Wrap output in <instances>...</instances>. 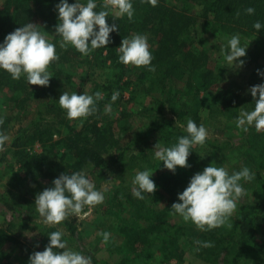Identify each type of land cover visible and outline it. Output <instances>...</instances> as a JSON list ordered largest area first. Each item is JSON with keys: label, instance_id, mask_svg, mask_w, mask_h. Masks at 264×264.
<instances>
[{"label": "trees", "instance_id": "1", "mask_svg": "<svg viewBox=\"0 0 264 264\" xmlns=\"http://www.w3.org/2000/svg\"><path fill=\"white\" fill-rule=\"evenodd\" d=\"M1 1L0 42H3L7 34L24 24L29 22L37 24L40 30H45L55 37V41L53 38L52 40L56 44L59 60L54 62L53 67L58 65L57 63L64 65L71 62V66L74 65L77 71H81V61L84 59L92 61L103 55L104 62L110 61L113 68L124 67L118 59V47L123 38L137 33L148 37L150 51L154 58L152 64L155 71H148L147 68L142 67L143 70L139 74L135 73L133 83L126 80L118 86V81L113 80L116 86H113L110 81L106 86H102L106 92L110 90L112 92H107L105 98L98 102L97 118L92 116L78 125L67 119L66 112H61L57 106L55 98L61 88L53 81V78L50 79L51 85L48 87L30 86L25 78L13 80L10 74L0 70V97L4 98L6 104L4 108L0 107V118L4 120L0 129L9 135L15 123L18 125L6 150L0 152L1 160L10 155L18 168L21 180L32 185L30 192L35 197L51 187L52 181L63 173L83 172L97 186L107 177L119 178L121 171L128 170L139 155H144L149 139L157 133L167 131L165 134L169 137L168 141L172 139V143L175 144L177 137L186 133L177 127L175 120L165 117L166 111L176 117L188 116L196 123H200L198 108L193 106L190 98L187 99L190 101L187 106L185 104L187 101L181 103V91L178 89V84L185 79L189 90L191 89L194 93H199L201 90L213 92L217 87L219 75L209 66L208 50L197 48L198 43L195 41H188L195 32L197 23L212 24L232 34L251 36L264 45V29L256 33L252 27L257 20L264 23V0H158L155 7L144 0H134V19L129 21L126 16L117 18L110 13L107 23L109 25L115 23L118 31L110 33L112 42L107 45V48L93 51L88 58L71 46L66 48L59 46L57 41L60 37L55 33V25L58 23L55 6L59 0ZM74 2L75 0H69V3ZM97 3V11H99V5L103 3V0H97ZM191 6L199 8L191 10ZM248 7L255 8L254 15L245 13ZM153 74L158 75L156 83L158 94L156 98L154 97L155 100L152 98L151 102H148L149 107L142 106L138 113L144 114L141 118L149 124L143 131L135 130L132 138L121 144L120 136L117 137L116 133L122 125L131 129L127 121L129 112L121 109L118 116L110 119L109 115L103 113L104 108L101 104L111 101L115 90L120 93V97L114 103L131 104L145 83L143 77L147 76L148 79ZM122 75L123 73L119 74V76ZM191 78H194V84L193 81H189L190 84H188V79ZM82 86L83 84L77 88L80 89ZM128 87H130V96L128 100H125L122 91L124 92ZM213 97L217 108L230 117L236 118L240 109L254 108V105L251 106L253 101L244 99L241 106L239 101L231 99L226 92H214ZM34 102H38L36 118L25 123ZM6 109L10 112L7 113ZM44 115H47V119L43 121ZM57 115L60 116L57 117ZM98 117L103 122L99 123ZM41 121L44 124L37 126ZM48 125L55 127L48 130ZM236 134L225 138L212 136L203 145L206 147L207 159L203 161L198 155H190L188 158L190 167H177L175 174L164 168L162 164L160 166L163 169L162 172H159L154 179L157 185V191L154 194L160 191L165 196L163 207L156 205L147 207L139 199L128 197L126 202L129 206L135 207L136 214L140 213L135 220L138 221L140 218L146 221L147 226L141 228L138 222L134 220L130 222V219L122 218L127 215L119 216L117 223L120 222L123 225L129 221L130 224L126 226L129 228L132 227L131 224L134 226V230L125 234V237H128L126 241L129 242L130 237H133L132 243L136 245L159 241L162 243V253L169 259L177 260L191 249L198 253L195 255L209 257L214 264H242L240 253L233 251L236 243L241 250L245 249L249 252L250 249L251 251L255 249L254 251L262 252L258 250V245L261 244L260 248L264 247V131L257 132L254 127H251L247 132L242 129ZM34 144L39 146L40 151L33 149ZM136 150L138 153H135ZM232 153L236 154L234 166L230 164ZM204 162L227 166L230 172L248 167L255 173L253 181L241 182L245 189L253 192V199L239 204L235 220L229 230L223 225L212 231L203 232L190 221L186 222L180 218L177 222L173 219L172 204L179 202L178 193L187 187L190 178L209 165H205ZM121 189L116 187L113 195L120 194ZM26 198L28 197L22 194L19 201L14 200V197L4 198L0 195V217L6 225L0 226V264H28L31 252L33 254L40 251V248L30 251L10 228L17 221L28 224L40 218L34 204L35 200L32 198L33 201L29 202ZM106 202L108 203L107 200ZM145 208L148 209L143 214ZM133 213L130 215L132 216ZM63 223L68 235L75 240L79 251L84 252L83 239L76 226L68 220ZM148 236H150L149 241ZM197 241L201 243L198 244ZM203 242H212L213 247H203ZM87 255L91 257L92 264H109L97 260L90 253Z\"/></svg>", "mask_w": 264, "mask_h": 264}, {"label": "clouds", "instance_id": "2", "mask_svg": "<svg viewBox=\"0 0 264 264\" xmlns=\"http://www.w3.org/2000/svg\"><path fill=\"white\" fill-rule=\"evenodd\" d=\"M152 7L158 0H144ZM97 11V0H59L55 6L58 23L55 25L56 36L60 37L61 48L73 47L82 56H89L93 51L107 48L112 41L110 33L118 31V26L109 25L107 18L114 12L115 17H127L132 21L135 16L134 0H103ZM255 8L245 9L247 15H254ZM239 14V13H238ZM252 27L258 33L264 29V23L257 20ZM241 45L239 34H233L227 44L222 47L221 54L229 68L242 69L246 57V49ZM119 62L124 65L145 67L155 71L154 59L148 37L134 34L123 38L118 47ZM59 60L56 44L50 35L42 33L37 24L27 23L7 34L0 42V70L10 74L13 80L22 77L32 86L48 87L53 77L49 71L52 63ZM264 78V72L257 70ZM253 97L254 108L242 110L236 117V126L247 132L254 127L257 132L264 131V83L252 86L248 90ZM120 97L114 91L111 102L104 108L106 114H111L112 104ZM103 99L101 92L94 94H77L64 91L59 97L60 107L65 110L69 120H83L94 115L98 102ZM4 120L0 118V125ZM186 135L177 137V142L171 147L157 143L153 150L154 158L163 162L164 168L176 173L177 167L189 168L188 158L195 145L203 146L209 138V132L203 124L188 119L186 126L180 125ZM10 141L9 135L0 129V152L6 150ZM138 153V152H137ZM203 159V158H201ZM153 172L147 169L137 171L132 179V196L144 200L157 191V185L152 179ZM255 179L248 167L230 172L227 166L210 163L201 172L195 173L187 187L178 193V201L171 206L174 214L184 221L192 222L198 230L209 232L220 228L237 209L238 202L247 193L243 182ZM105 196L97 190L95 184L83 172L63 173L52 181V186L38 193L35 198L36 211L44 224L61 225L70 217L83 220L92 214L93 209L104 203ZM104 242L110 238V233H102ZM49 243L45 249L34 252L29 257L28 264H92L90 256L83 251L69 248L63 239L64 232L60 229L48 234ZM196 243L200 244V241ZM203 247H213L212 242H203Z\"/></svg>", "mask_w": 264, "mask_h": 264}, {"label": "rangeland", "instance_id": "3", "mask_svg": "<svg viewBox=\"0 0 264 264\" xmlns=\"http://www.w3.org/2000/svg\"><path fill=\"white\" fill-rule=\"evenodd\" d=\"M1 4L2 1L0 0V6ZM194 8L197 9L199 7L191 6V10ZM112 14L115 15L114 12H112ZM40 31L42 33H45L46 35H50L51 40L52 38L54 40L55 37H53V35L49 34L47 31ZM232 35L233 34L231 32L221 30V28L212 26V24L205 25L204 23H197L195 32H193L191 38L188 41H195V43H198L196 44L197 48H205L206 50H208L209 66L214 69L219 75L216 82L217 87L213 92L201 90L199 93H194L191 89L189 90L186 79L182 80V83L178 84V89H180L181 91L180 96H182L181 103L187 101L185 102L187 106L191 101L193 106L198 108V116L200 117L201 121L199 124H197H203L205 126V128L209 132V138H211L212 136H221V138L235 136L237 135L236 133H240L242 131V128H238L236 126V118H234V116L230 117L228 116V114H225V112L217 108L216 104L213 102L214 92H226L231 96V99L239 101L242 106V101L244 99H249V101L251 102L253 101V97L248 90L252 86L264 83V78H262L257 73V70L264 72V45L258 42L254 37H248L239 34L241 38V45L245 47L248 46V48L246 49V57L241 58L245 61V63L243 68L239 70L229 68L224 61L223 55L221 54V49L227 44V40ZM53 40L52 42L55 41ZM59 41L60 39L57 42ZM103 59L104 55L100 58L96 57L92 61L84 59L80 63L81 71H77L76 66H71V62L65 63L64 65L57 63L58 65H55V67H53L54 63L50 65L49 71L53 75V81H55V83L58 84V86L61 88L60 91H58V89L56 88V91L58 92L55 98L56 104L60 108L61 112H65V110L60 107L58 99L64 91H67L70 94L73 92H77L78 95L83 94V92L87 94H94L95 92L99 91L102 93L103 98H105L107 92H112L111 90L106 92V90L102 87L106 86L108 84V81H110L113 86H116V83H114L113 80L118 81V86L122 85V82L126 80H130L133 83L135 73L139 74L143 70L142 67L137 68L132 65L124 64V67L113 68L110 61L104 62ZM59 72L60 74L58 75ZM121 73H123V75L119 76V74ZM116 76L119 77L114 78ZM143 80H145V83L142 82L144 83V85L141 86V89H139L136 94V99L131 102V104H124L123 102H120V104L113 103L111 114H106L103 111L104 114L110 116V119L118 116L121 109H126L129 112V118L127 119V121L128 123H130L129 126H131V129L129 130L128 127L122 125L121 129L116 133L117 137L120 136L119 140L121 141V144L122 142L126 143L127 141H129L132 138L133 132L135 130L143 131L149 124L148 122H146V120H142L141 117H143L144 114L138 113H140L142 106L149 107L148 102H151V99L157 96L158 88L156 83L158 82V75H150L148 79L147 76H144ZM189 81H193V84L195 82L194 78L188 79V84H190ZM82 84V88H77V86ZM50 85L51 83H49V86ZM99 86L101 87L99 88ZM129 89L130 87L125 89L124 92L122 91V95L124 96L125 100H128L130 96ZM59 92H62V94H59ZM209 93H212L213 95H210ZM155 98L153 100H155ZM188 98H190V101L187 100ZM110 102L111 101H106L101 104L102 108H105V106ZM37 103L38 102H34L31 105L25 123H28L32 118H36L35 114L38 112V110L36 109ZM5 105L6 104L4 98L0 97L1 109L4 108ZM253 105L254 104L252 103L251 106ZM175 110H177L176 112H179L178 109ZM242 110L250 111L251 108L240 109V111ZM6 112L9 113L10 111L6 109ZM97 115L98 111H96V113L92 116H94V118L96 119ZM58 116L60 115H57V117ZM92 116L88 117L87 119L91 118ZM165 117L175 120L177 127L180 129H182L180 125L186 126V121L190 119L188 116L176 117L170 114L168 111L165 112ZM45 118L47 119V115H44L42 117L43 121L46 120ZM83 120L77 119L71 121L75 122V124L78 125L80 124V122H83ZM43 121H41V123H39L37 126H42V124H44ZM98 121L99 123L100 121L103 122L102 119ZM48 126V130H52V128L55 127L51 125ZM17 129L18 125L17 123H15L13 129L9 132L10 138L14 136V133ZM57 130H60V128H57ZM165 133H167V131L157 133L149 139V145L146 148V152H144V155H139L138 157L136 156L137 158L134 160L133 165H131L128 170L121 171L122 173H120V179L115 176L107 177L99 184V186L95 184L97 190L104 193L105 200L104 203L97 205L93 209L90 216L83 220H78L77 217H70L69 219H67L76 226L80 236L82 237L85 254L90 253L97 260L105 261L109 264H214L212 262L213 260L209 257H200L199 255H195L198 253L192 251L191 249L190 251H186L183 257L179 260L169 259L162 253V243L159 241L150 242V236L147 237L149 242L145 244L139 243L136 245L132 243L133 237H130L129 242L126 241V239L128 240V237H125V234L132 229L134 230V226L132 224V227L130 228L126 226L130 224L132 220H134V222L136 223L138 222L137 224H139L141 228L147 226L146 221L140 218L138 221L135 220L137 219L136 216H139L140 213L136 214L135 207H133L132 205L129 206V204L126 202L128 197L129 199L131 197L138 200L137 198L132 196V179L134 178L137 171L147 169L153 172L152 179L154 181L158 173L162 172L163 169H161L160 166L163 163L154 158L153 150L157 143H160L161 145L166 147H171L172 145H174L172 143V139H169L168 141L169 137ZM33 149L40 151V148L37 144H34ZM192 151L193 152L190 155H198L200 158H203V161L207 159V151L205 146L195 145L192 148ZM135 153H137V150L135 151ZM230 160V164L234 166V163L236 162L235 153H232ZM204 163L205 165L209 164L208 162ZM17 169L18 168L13 159L10 158V155H7L3 160H1L0 156V195L4 196V198L14 197V200H19V197L23 194L28 197L26 199L31 202L33 201L32 198L34 200L36 198L35 196H32L30 192L32 189V185L30 186L21 180L22 178ZM89 179L91 180L90 177ZM116 187H120L122 189L120 194L118 193L114 196L113 193ZM245 190L247 195L238 202L237 209L241 202L253 199V192L251 193L248 189ZM149 195L150 197H146V199L140 200L147 207L150 205H156L158 207L164 206L165 196L162 195L160 191L156 195ZM106 200L108 201V203H105ZM108 208L112 209L113 211H109ZM147 209L148 208H145V210H143V214L146 213ZM236 211L224 223L225 228L228 230L230 228V225L235 220ZM131 213H133L134 216H131ZM119 216H126L122 218L130 219V222L128 221L127 224L123 225H121L120 222V224L117 223V219ZM132 217H134V219ZM180 218L182 217L174 214L173 212L174 221L176 220L178 222ZM0 226H6L1 217ZM10 228L18 235L20 241L24 245H27L30 251H34L35 249L37 250L40 248V251L42 252L45 249L46 245L49 243L48 234L58 229L64 232L63 239L67 242V246L73 250L79 251L75 240L66 232L64 223H62L61 225L50 226L44 224L41 218H39L36 221L29 222L28 224L17 221L15 222L14 226ZM105 232L110 233V238L107 242H104L103 236L101 235ZM260 246L261 244L258 245V250H261L262 252L254 251L255 249H252V251L250 249V251L247 252L245 249L241 250L236 243V245L233 247V251H238L240 253L242 264H264V247L260 248Z\"/></svg>", "mask_w": 264, "mask_h": 264}]
</instances>
